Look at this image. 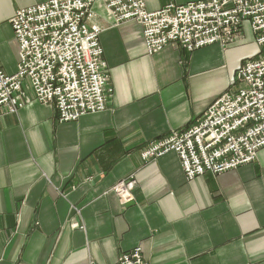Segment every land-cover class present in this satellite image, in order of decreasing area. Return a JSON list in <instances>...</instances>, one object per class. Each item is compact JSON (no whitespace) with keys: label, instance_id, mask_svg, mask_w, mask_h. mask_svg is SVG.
I'll return each instance as SVG.
<instances>
[{"label":"crops","instance_id":"0c3cea01","mask_svg":"<svg viewBox=\"0 0 264 264\" xmlns=\"http://www.w3.org/2000/svg\"><path fill=\"white\" fill-rule=\"evenodd\" d=\"M43 0H0V66L16 71L9 20ZM144 0L147 11L173 3ZM89 24L112 94L107 109L59 123L25 87L0 111V264H116L140 247L148 264H264V147L254 162L186 180L174 152L142 161L149 142L192 124L260 56L247 21L228 45L148 55L136 21L116 23L99 0ZM133 180L129 202L112 188Z\"/></svg>","mask_w":264,"mask_h":264},{"label":"built area","instance_id":"2783aa9c","mask_svg":"<svg viewBox=\"0 0 264 264\" xmlns=\"http://www.w3.org/2000/svg\"><path fill=\"white\" fill-rule=\"evenodd\" d=\"M96 0H43L18 9L9 20L18 44L16 71L0 66V111L17 112L27 87L36 102L52 106L59 123L105 111L112 94L99 43L100 28L89 24ZM116 22L136 21L145 51L176 45L193 52L210 45L224 48L242 37L247 21L260 56L245 60L228 89L185 128L149 142L142 161L174 152L186 180L219 175L255 161L264 147V0H206L167 4L149 12L144 0H99ZM133 180L112 188L129 202ZM116 264H148L140 247Z\"/></svg>","mask_w":264,"mask_h":264}]
</instances>
